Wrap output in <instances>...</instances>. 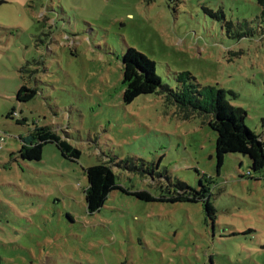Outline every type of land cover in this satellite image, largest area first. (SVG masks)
<instances>
[{
    "label": "rangeland",
    "instance_id": "rangeland-1",
    "mask_svg": "<svg viewBox=\"0 0 264 264\" xmlns=\"http://www.w3.org/2000/svg\"><path fill=\"white\" fill-rule=\"evenodd\" d=\"M129 46L171 87L190 72L200 87L222 88L263 132L257 0H0L1 264H264V171L237 153L219 170L217 132L161 94L125 104ZM23 85L37 90L32 100L16 99ZM42 125L80 158L50 141L40 161L23 159L21 137ZM107 157L123 189L168 199L180 184L204 186L215 213L206 200L120 189L89 213L86 168Z\"/></svg>",
    "mask_w": 264,
    "mask_h": 264
},
{
    "label": "trees",
    "instance_id": "trees-1",
    "mask_svg": "<svg viewBox=\"0 0 264 264\" xmlns=\"http://www.w3.org/2000/svg\"><path fill=\"white\" fill-rule=\"evenodd\" d=\"M257 3L261 17L264 19V0H257ZM121 71L122 100L125 104L132 103L140 95L157 93L163 95L167 103L181 108L187 114L200 115L207 121L209 126L217 132L216 151L219 170L227 154L237 153L250 158L251 169L254 172L264 171V122L262 123L263 132L257 133L251 130L245 123V110L232 106L226 98L225 90L218 86L200 87L190 72L178 73L176 87H171L163 83L157 73L156 62L132 46L126 49L121 58ZM36 95V89L23 85L18 90L16 99L19 102H27ZM14 113L13 109L8 113V117H13ZM25 120L26 118L17 119V122L22 123ZM4 139L6 142L5 135ZM21 140L23 144L19 150L20 156L29 161H40L43 157L44 146L50 141L57 143L63 150L64 156L71 160H77L81 156V151L67 139H63L50 125L35 126L25 137L22 136ZM114 167H117V163L107 157V159L101 158L99 163L86 168L88 186L85 190V199L89 213L100 210L110 193L119 189L146 201L196 202L206 200L208 212L215 213L214 206L208 200V190L204 186L201 190H196L188 185L180 184L173 193V197L156 198L145 190L129 192L123 189L117 183V170ZM248 174L252 175L251 172Z\"/></svg>",
    "mask_w": 264,
    "mask_h": 264
},
{
    "label": "built area",
    "instance_id": "built-area-1",
    "mask_svg": "<svg viewBox=\"0 0 264 264\" xmlns=\"http://www.w3.org/2000/svg\"><path fill=\"white\" fill-rule=\"evenodd\" d=\"M4 142H5L4 135L0 134V149L2 148Z\"/></svg>",
    "mask_w": 264,
    "mask_h": 264
}]
</instances>
